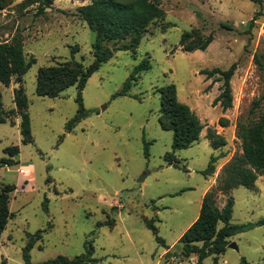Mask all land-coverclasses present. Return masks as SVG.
<instances>
[{
	"label": "rangeland",
	"instance_id": "1",
	"mask_svg": "<svg viewBox=\"0 0 264 264\" xmlns=\"http://www.w3.org/2000/svg\"><path fill=\"white\" fill-rule=\"evenodd\" d=\"M21 1L0 8V42L21 38L27 58H36L22 83L34 141H22L14 101L20 84L13 77L9 86L0 83L9 113L0 124V159L9 156L7 147L20 148L15 165H0V181L16 186L10 200L13 216L0 237V261L26 264L24 250L42 230L30 250L33 264L59 255H85V264H197L196 255H183L179 240L198 218L205 188L217 185L225 164L242 153L238 125L252 124L264 113V102L252 109L264 94V0H161L166 16L145 33L136 55L116 50L89 77L82 91L89 113L72 131L66 125L78 112L77 85L58 97L41 96L36 92L37 73L42 66L63 61L77 60L85 66L94 61L96 32L78 12L92 0H54L42 14L37 5L19 11ZM191 29L214 34L205 51L182 50V34ZM146 57L151 69L139 75L129 94H117ZM234 63L233 106L224 110L214 103L223 82L202 70L228 69ZM172 83L179 99L205 125L199 141L175 152L180 167L168 162L173 131L164 129L159 119V89ZM221 118L228 121L225 126ZM209 130L222 134L227 144L213 147ZM212 156L221 157L215 174L206 176L203 170ZM231 196L232 224L264 219V176L254 188L240 185L218 192L217 205L224 207ZM147 219L155 220L169 249L158 242ZM223 226L220 222L219 228ZM229 241L239 249L228 245L217 257L205 258L204 264H241L243 257L264 264V224Z\"/></svg>",
	"mask_w": 264,
	"mask_h": 264
},
{
	"label": "trees",
	"instance_id": "2",
	"mask_svg": "<svg viewBox=\"0 0 264 264\" xmlns=\"http://www.w3.org/2000/svg\"><path fill=\"white\" fill-rule=\"evenodd\" d=\"M15 0H0V8L6 9ZM261 3L262 0H252ZM54 0H22L17 4L19 11L37 5V13L42 14L51 7ZM79 15L88 26L96 32V41L93 44L94 61L85 66L77 60L63 61L54 65L42 66L37 73L36 92L41 96L58 97L72 85H77L79 94L77 97L78 112L71 119L66 128L72 131L78 122L89 113L86 109L82 91L89 77L96 72L104 62L110 60L116 50H126L136 55L139 44L148 32L152 24L166 16V11L161 7V0H92V2L78 8ZM253 23V22H251ZM223 26L231 28L228 24ZM129 39V41H126ZM214 41V34L205 35L199 29L187 30L182 34L180 45L186 52L197 50L205 51ZM109 44H115L111 47ZM78 49V47H76ZM36 63V58H27L24 43L21 38H15L12 42H0V83L9 86L13 77L20 84L14 89V101L16 103L17 116H21L22 141L25 144L33 143L31 131V119L27 112L29 99L23 86V76L31 66ZM152 64L149 57L144 58L135 66L127 78L123 88L117 94H129V90L138 79L139 75L151 69ZM237 69V64H232L228 69L214 67L202 70V74L208 78L216 77L222 81L221 93L216 97L214 103H220L224 110L233 106V93L231 80ZM162 96L160 123L164 129L173 131V152L169 153L170 165L180 167L175 152L187 148L194 142L199 141L205 125L198 114L178 97L177 86L172 83L159 89ZM264 102V94L260 99L254 101L252 109L259 107ZM9 113L4 108L2 93L0 91V124L8 120ZM16 116V117H17ZM224 126L228 122L221 118ZM238 137L242 140V153L233 156L223 168V176L219 183L211 186L205 193L198 218L181 236L179 242L182 253L186 257L197 256V264H204L208 256L216 257L226 251L230 244L229 238L239 232L246 231L255 225L264 224V219L257 223L232 224L234 198L231 196L226 205L220 208L217 205L218 192L228 193L234 188L243 185L249 188L256 186L260 176H264V113L252 124L238 125ZM207 138L215 148L227 144L226 138L216 130H209ZM148 145V144H147ZM9 156L0 159L1 166H11L17 163L14 156L20 152L18 145L9 146L5 149ZM148 155V146L146 147ZM221 156H212L208 167L203 170L206 176H212L216 172V162ZM187 169V168H185ZM16 190L14 184L0 181V237L6 229L13 213L10 209L12 192ZM224 226L219 228V223ZM110 225L115 220L109 221ZM147 226L156 235L158 242L166 246L154 219L146 220ZM42 230L33 235L24 250L26 264H33L30 250L37 239H41ZM85 255L69 258L59 255L54 259L40 262L38 264H85ZM94 261H98L94 259ZM0 264H8L6 259ZM241 264H253L245 257Z\"/></svg>",
	"mask_w": 264,
	"mask_h": 264
},
{
	"label": "water",
	"instance_id": "3",
	"mask_svg": "<svg viewBox=\"0 0 264 264\" xmlns=\"http://www.w3.org/2000/svg\"><path fill=\"white\" fill-rule=\"evenodd\" d=\"M229 246L232 247V248H235V249H239V247H238V245L236 243H230Z\"/></svg>",
	"mask_w": 264,
	"mask_h": 264
},
{
	"label": "crops",
	"instance_id": "4",
	"mask_svg": "<svg viewBox=\"0 0 264 264\" xmlns=\"http://www.w3.org/2000/svg\"><path fill=\"white\" fill-rule=\"evenodd\" d=\"M215 182V181H214ZM214 185V183H211V185H208L206 188H205V190H204V193H206L210 188H211V186H213ZM203 193V194H204ZM205 195V194H204Z\"/></svg>",
	"mask_w": 264,
	"mask_h": 264
}]
</instances>
